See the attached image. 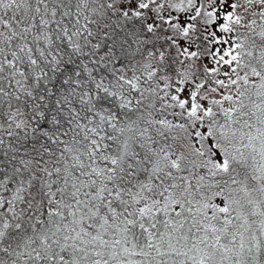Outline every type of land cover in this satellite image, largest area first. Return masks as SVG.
<instances>
[{"label": "snow or ice", "instance_id": "6c2138e0", "mask_svg": "<svg viewBox=\"0 0 264 264\" xmlns=\"http://www.w3.org/2000/svg\"><path fill=\"white\" fill-rule=\"evenodd\" d=\"M0 264H264V0H0Z\"/></svg>", "mask_w": 264, "mask_h": 264}]
</instances>
